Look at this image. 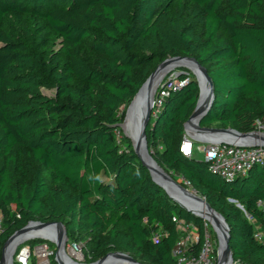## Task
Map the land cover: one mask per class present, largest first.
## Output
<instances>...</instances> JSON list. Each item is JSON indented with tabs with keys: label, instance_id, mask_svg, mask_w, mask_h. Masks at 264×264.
<instances>
[{
	"label": "trees",
	"instance_id": "obj_1",
	"mask_svg": "<svg viewBox=\"0 0 264 264\" xmlns=\"http://www.w3.org/2000/svg\"><path fill=\"white\" fill-rule=\"evenodd\" d=\"M170 57L195 59L212 82L199 126L247 133L264 117V0H0V252L28 222L82 236L91 263L119 252L173 264V219L195 226L200 245L205 223L151 180L119 127ZM179 72L151 112L148 155L223 218L233 264H264V164L226 180L181 154L199 90Z\"/></svg>",
	"mask_w": 264,
	"mask_h": 264
},
{
	"label": "water",
	"instance_id": "obj_2",
	"mask_svg": "<svg viewBox=\"0 0 264 264\" xmlns=\"http://www.w3.org/2000/svg\"><path fill=\"white\" fill-rule=\"evenodd\" d=\"M182 61H187L189 62L191 65H193L195 67V69L197 70V73L201 76V78H203V80L206 83L207 86V92H206V96L203 100H201V88H200V83L199 80L196 76L195 73H193L188 67H185L183 65H180L178 67L180 68H186L188 70H190L192 72V74L194 75V78L197 82V86H198V90H199V94H198V99L196 101L195 107L193 112L191 113V115L189 116V118L187 119V121L183 124V128H184V132L188 133V132H192L193 137L198 138L201 142H206V140H204L202 137L204 136H209V137H216V141L214 142H219V143H226L228 141V139L222 138L223 136H230L232 137V139L230 140H236L238 141L237 146L239 147H244V148H248V147H252L253 144L248 143V138H255L256 140H258L259 144L261 146L264 147V137H257L254 136L252 133H240L237 132L231 128H212V127H201L199 126V121L200 119L206 114V112L209 110L210 105L214 99V95H213V85L212 82L209 78V76L207 75L206 70L193 58H185V57H170L165 59L164 61H162L157 67L156 69L153 71V73H151L149 75V77L142 83V85L140 86V88L138 89V91L136 92V94L134 95V97L132 98L131 102L129 103V105L127 106L126 110H125V116L127 114V111L129 110L131 104L137 99V97L140 95L141 91L143 90V88L149 83L151 82L154 74L156 73V71L161 68L162 66L168 64V63H173V62H182ZM159 88V84H157L156 86V90ZM156 93V91H155ZM155 93H154V97H155ZM153 97V98H154ZM153 110V103L149 104L144 112V116L142 118L141 124H140V130H139V137L140 140L144 143L146 150H147V146H146V140H145V129L148 126L149 122H150V116H151V112ZM124 116V119H125ZM124 119L123 122L119 125L120 129H122V125L124 123ZM123 136L128 139L132 145V149L133 152L135 154V156L137 157V159L141 162L142 166H144L148 173L149 176L151 178V180L157 185L159 186L161 189H163V187L156 182L153 177H152V173L150 168L148 167V165L142 160V158L140 157V155L138 154L137 150L135 149L134 144L132 143V141L125 135V133L122 131ZM189 134V133H188ZM194 134V135H193ZM208 142V140H207ZM210 143H213L211 141H209ZM150 156V155H149ZM151 158V156H150ZM152 159V158H151ZM153 160V159H152ZM154 162V161H153ZM155 163V162H154ZM156 164V163H155ZM157 165V164H156ZM161 169V168H160ZM161 171L165 174V178L166 181L176 190L182 192L183 194H188L189 195V190L185 189L183 186H181L179 183L175 182L168 174H166L162 169ZM164 190V189H163ZM165 192V190H164ZM192 193H194L195 195H190L193 199L195 200H199L201 202H203L205 204V206L207 207V209L213 213L215 216H217V218L220 219V221L222 222V225L225 229V237L223 239V247H224V254L222 257H219V253L218 250L216 249V262L215 264H225L226 260L228 259L229 264H233L232 261V257H231V252L228 246V240H229V235H228V228L226 226V223L224 222L223 218L217 213L215 212L206 202L203 198H201L200 196H198L195 192L191 191ZM165 194L167 195V193L165 192ZM167 197L174 202L180 209H182L183 211L189 213L190 215H192L195 218L201 219L200 216H198L197 214L189 211L187 208L183 207L179 202H177L176 200L170 198L168 195ZM47 228H52L57 239L56 241H51L52 243L55 244V246L58 248L59 251V247H60V241L62 236L64 235L65 232V228L61 223L58 222H53V223H40V222H28L23 228L17 230L14 232L13 235H11L3 244L1 252H0V264H2L3 262V256H4V251L5 248L7 247V245L9 244V242L17 235H21V234H25L31 230L34 231H43ZM40 239L43 240H48L44 237H38ZM15 251V250H14ZM58 251L55 253L54 255V262L56 264H64L63 261L61 260V258L58 255ZM14 253V252H13ZM142 264L136 260H134L133 258H131L129 255L127 254H123V253H119V252H110L107 253L105 256H103L102 258L98 259L95 262H92L90 264Z\"/></svg>",
	"mask_w": 264,
	"mask_h": 264
},
{
	"label": "built area",
	"instance_id": "obj_3",
	"mask_svg": "<svg viewBox=\"0 0 264 264\" xmlns=\"http://www.w3.org/2000/svg\"><path fill=\"white\" fill-rule=\"evenodd\" d=\"M182 84L183 82H179L173 86L172 83H165L159 87L158 94L153 99V116L158 113L168 91L175 90ZM249 133L257 137H264V117L254 121ZM196 143L198 142L195 137L184 132L179 151L184 156H191L194 151L202 152L203 160L209 164V169L226 180L243 176L253 166L264 164V147L255 138H248V143L253 144L252 147L248 148L237 146L238 141L236 140H228L226 143L201 142L203 145L200 147H196ZM1 221L2 216L0 214V233ZM173 221L177 224V230L180 234L171 252L173 264H215L207 232L203 234L200 245H198L199 236L195 226L192 224L180 225L175 219ZM256 238L260 240L261 235L257 234ZM28 259L27 251L21 250L17 256V263L27 264Z\"/></svg>",
	"mask_w": 264,
	"mask_h": 264
},
{
	"label": "bare ground",
	"instance_id": "obj_4",
	"mask_svg": "<svg viewBox=\"0 0 264 264\" xmlns=\"http://www.w3.org/2000/svg\"><path fill=\"white\" fill-rule=\"evenodd\" d=\"M180 65L188 67L193 73L196 74L199 80V83H200V88H201V100L205 98L206 92H207L206 83L203 80V78H201V76L197 73V70L195 69L193 65H191L187 61L168 63L156 71L151 82H149L143 88L140 95L131 104L125 116L124 123L122 125V130L124 131L125 135L132 141V143L135 146V149L137 150L142 160L150 168L153 179L163 187L167 195L170 198L179 202L183 207L187 208L189 211L200 216L201 219H203L204 221L210 224L213 232L215 233L216 239H217V244H218L217 250L219 253V257H222L224 254L223 239L225 237V229L220 219L217 218V216H215L213 213H211L203 202L199 200H195L190 196V195L192 196L195 195L194 193L189 191V195L183 194L182 192L173 188L166 181L165 174L150 158L144 143L140 140V137H139L140 124L144 116V112L147 106L153 103V99H154L153 95L156 91L157 84L160 82V80L163 78V76L168 71ZM188 133L192 134V132H188ZM202 138L206 140V142L207 140L208 142L216 141V137L204 136ZM222 138H225L228 140L232 139V137L230 136H223ZM38 237H44L48 239L50 242L51 241L54 242L57 239L52 228H47L43 231L31 230L25 234L17 235L9 242V244L5 248L2 264H12V254L14 250L16 249V247L20 245L21 243L25 242L26 240H30V239L38 238ZM63 242H64V238L62 236L61 241H60L58 255L63 261V263L64 264H78L72 259L73 256L77 257V255L75 254V250L71 249L70 254H67L63 248ZM225 264H229L228 259L226 260Z\"/></svg>",
	"mask_w": 264,
	"mask_h": 264
},
{
	"label": "rangeland",
	"instance_id": "obj_5",
	"mask_svg": "<svg viewBox=\"0 0 264 264\" xmlns=\"http://www.w3.org/2000/svg\"><path fill=\"white\" fill-rule=\"evenodd\" d=\"M6 30L9 33H12L14 35H18L20 33V27L13 21L8 20L6 23ZM185 69L192 77L194 75L192 72L186 68H180L178 66L174 67L170 71H168L163 78L160 80L159 87L162 86L165 83H172L173 86H176L179 83L178 76H179V70ZM158 90V89H157ZM156 90V92H157ZM43 94L47 96H51V91L42 90ZM156 95V93H155ZM212 128H221L219 125L214 124L211 126ZM121 131H123L121 129ZM124 132V131H123ZM197 139L196 147L203 145L201 141ZM194 155L198 159H202V152L194 151ZM260 209L264 212V206L261 205ZM203 223H205V230L206 232L210 233V250L216 251L218 249L217 239L215 236V233L213 232L211 226L209 223L204 221L203 219H200ZM64 242H63V248L67 254H70V250H75L76 256H73L72 259L77 262L78 264H90L91 262L88 261V258L86 256V250H85V240L81 236L74 235L72 238H69L66 234V231L63 235ZM21 250H26L28 255V262L27 264H31L34 262V264H53L54 263V255L58 251V248L55 246L54 243L50 242L49 240H43L40 238H33L30 240H26L25 242L18 245L12 254V264H18L17 263V256Z\"/></svg>",
	"mask_w": 264,
	"mask_h": 264
}]
</instances>
